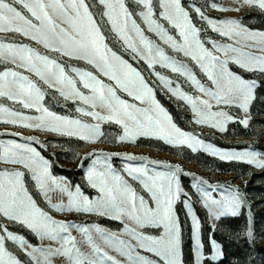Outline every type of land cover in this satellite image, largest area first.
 I'll return each instance as SVG.
<instances>
[{"label":"snow or ice","instance_id":"6c2138e0","mask_svg":"<svg viewBox=\"0 0 264 264\" xmlns=\"http://www.w3.org/2000/svg\"><path fill=\"white\" fill-rule=\"evenodd\" d=\"M234 2L241 7L256 6L264 10V0ZM98 4L99 12L94 13L91 9L95 5H90L87 0H0V34H3L0 35V64L4 65V69L0 70V98L40 113L29 116L0 105V123L54 131L78 137L86 143H95L102 135L100 122L114 121L123 129V135L118 137L117 142L134 141L141 136L157 137L169 144H187L193 152L199 146L222 160H242L264 168V162L257 159L259 154L256 152H221L176 127L172 118L157 103L154 90L142 73L108 46L105 27L124 51L131 53L133 59L143 61L149 69H153L152 74L168 92L190 105L197 124H209L221 132L234 117L223 110L213 111L214 104L216 107L235 106L247 112L255 87V82L246 81L231 72L228 65L234 63L247 71L264 73V33L253 32L236 19L214 22L205 16L200 7L192 5L191 11L198 14L201 20H206L220 36L233 41L231 44L213 42L209 49L199 38V29L182 0H158V12L154 0H134L135 8L132 10L126 0H98ZM212 7L218 11L239 10L216 3ZM97 14L99 20L96 19ZM137 18L142 24L138 23ZM142 25H146L147 32L154 33L159 42L146 35ZM171 30H175V37L170 34ZM7 36H20L34 42L37 47L14 40L5 42ZM161 43L194 62L210 81V86L202 84L187 63L167 54ZM40 48L45 52L42 53ZM58 57L85 61L95 72L73 68L74 77L68 74ZM156 65L184 77L202 95H187L181 91L179 83L173 87L172 79L155 72ZM102 77L113 83H105ZM41 82L47 88L57 90L65 100L78 101L87 106L77 107L76 111L92 117L97 123H82L78 119H69L49 111L42 105L45 93ZM119 92L126 93L145 106L122 99ZM239 122L248 126V119ZM24 139L27 142H0V165H5L0 168V219L21 224L41 240L47 239L56 246L33 247L23 236L3 225L0 226V264H22L7 249L6 241L23 250L31 258L32 264H53L56 257L61 258V264H122L109 254L108 249L125 257L128 264H157L139 255L137 249L153 253L163 264H182L180 228L173 207L182 194L179 165L164 164L166 171H157L148 166L156 165V161L134 155L124 157L128 161H147L141 166H124L127 176L147 194L146 199L128 179L113 169L109 160L116 154H97L93 151L85 157H96L87 172L88 183L98 193L93 199L84 195L79 186L72 190L69 185L52 177L48 160L32 146L40 141L36 137ZM97 165L102 167L98 168ZM29 174L37 191L52 210L94 214L120 221L123 223L122 234L134 240L135 244L120 239L117 233L98 224L80 225L55 219L38 206L25 186V178ZM205 183L199 181L193 187L203 196L204 206L211 216L219 220L225 215L239 214L244 201L238 187L228 189L220 199H215L200 186ZM52 192L66 195L67 201L53 203ZM183 195L186 197L187 193ZM185 207L192 215L187 200ZM192 219L194 250L199 264L204 258L199 222L194 215ZM147 227L162 231L158 236L146 235L141 229ZM73 230L80 239L72 235ZM247 235L252 237L251 230ZM212 245V259H216L221 254L219 245L215 241Z\"/></svg>","mask_w":264,"mask_h":264},{"label":"rangeland","instance_id":"374dc122","mask_svg":"<svg viewBox=\"0 0 264 264\" xmlns=\"http://www.w3.org/2000/svg\"><path fill=\"white\" fill-rule=\"evenodd\" d=\"M90 5H95L91 10L98 13L100 6L98 0H87ZM130 6V10L135 8L134 0H126ZM183 6L190 9L192 21L199 29V38L205 43L209 49L212 48V43L231 44L233 41L227 37H222L217 31H214L206 20H201L199 15L191 11L190 6L195 5L200 7L205 16L215 21L227 19L238 20L245 28L257 32L264 33V10L256 6L249 7L247 5L240 6L234 0H182ZM223 6L229 9L239 8L229 11H218L212 7V4ZM156 11H159L158 0H154ZM138 11V9H137ZM96 19L100 17L97 14ZM138 19V18H137ZM138 23L142 21L138 19ZM166 24V22H164ZM145 29V34L150 38L159 42V38L154 33L147 32V26L142 25ZM167 27H171L166 25ZM106 43L110 48L122 55L128 60L133 67L137 68L142 73L146 81L154 90V95L157 103L168 113L172 118V122L181 131L193 134L197 139L204 144H210L221 152H245L252 151L259 155L257 159L264 162V73L259 71H247L240 68L234 63H229V70L240 75L244 80L255 82L253 89V98L249 102L248 111L245 112L235 106L220 105L213 106V111L223 110L234 117L232 121L225 124V131L221 132L218 128H213L209 124H197L195 115L184 100L174 96L165 89L157 77L153 75V69H149L143 61L132 58L130 52L124 51L121 44L114 38V35L107 31ZM170 34L176 36L175 30H171ZM3 35V34H0ZM26 43L30 46L37 47L34 42L23 39L20 36H7L5 42ZM167 54L187 63L196 74L197 79L206 87L210 86V81L207 77L188 58L182 53L177 54L166 45ZM40 51L45 52L40 48ZM50 56H55L53 53H47ZM60 62L65 65L68 74L75 77L72 72L73 68L93 71L95 70L87 65L85 61L69 59L67 57H58ZM4 69V65L0 64V70ZM155 72L165 75L176 83L181 85V91L190 96H201L184 77L172 73L169 69L155 66ZM27 74V73H25ZM38 79V78H35ZM78 79V78H77ZM105 83H113L108 81L106 77H102ZM42 90L45 93L42 105L59 116H65L69 119H78L82 123L96 124L97 121L90 116L77 112V107L87 106L80 102L65 100L59 95L55 89H49L46 85L40 83ZM87 93V90H84ZM122 99L130 103L141 105L139 101H134L132 97H128L126 93H118ZM214 103V102H213ZM0 105L9 107L13 110L21 111L25 115L38 116L40 113L34 109H23L19 104L8 101L6 98H0ZM248 119V126L245 127L239 121ZM102 135L95 143H86L75 136H67L58 132L49 130H34L19 126L0 123V142H8L9 140L18 143L27 142L24 138L36 137L40 143H33L32 146L41 153V155L49 162V172L52 177L61 180L69 185L72 190L79 186L81 192L95 199L98 195L87 180V172L92 166V161L95 156H88L89 153L95 151L97 154L110 153L112 155L109 163L113 169L129 180V183L138 191L139 194H147L143 192L139 184L132 181L127 176L124 166L126 164L132 166H141L147 161H156V165H148L157 171H166L164 164L179 165L181 173L179 181L182 188V194L174 202V213L179 222L180 228V248L182 264H198L195 252L194 239V223L192 215L199 222V239L202 245L203 260L199 264H264V168L257 167L254 164H248L242 160H222L217 155H213L209 151H205L198 146L197 151L193 152L192 148L187 144H169L157 137H137L134 141L117 142L118 137L123 135V129L120 125L112 122H100ZM18 134V135H13ZM126 155H134L136 157H146L147 161L140 159L128 161L124 157ZM103 159V157H101ZM5 165H0V168ZM102 167V165H97ZM206 181L201 184L205 192L210 193L213 198L220 199L228 189L239 188L243 206L236 216L225 215L219 220H216L209 214L208 209L204 206V198L193 187L194 183ZM25 186L29 189L30 194L37 201L38 206L48 211L57 220H66L80 225L98 224L100 227L117 233L120 239H124L135 244L127 235H123V223L117 220H112L107 217H100L94 214L76 213V212H56L52 210L46 203L44 197L37 191L35 182L31 179V175L25 178ZM183 193H187L185 197ZM53 203H58L61 200L67 201L66 195H61L59 192L50 193ZM185 200L192 208V215H189L188 209L185 207ZM6 225L8 230L23 236L25 241L36 248L55 247L56 245L45 239L41 240L33 232L21 224L0 219V226ZM251 230L252 237L247 235ZM146 235L158 236L162 229L147 227L141 229ZM72 235L80 239L79 234L73 230ZM215 241L219 245L220 255L216 259H212L214 254L212 242ZM7 249L16 255L22 264H32L31 258L25 254L17 245L11 241H6ZM109 254L122 261V264H128L125 257L120 256L116 251L108 249ZM139 255L146 257L149 260H154L157 264H163L158 257L153 253L142 249H137ZM136 253H133L135 255ZM39 256V253H37ZM42 259V257H41ZM53 264H61V258H53Z\"/></svg>","mask_w":264,"mask_h":264}]
</instances>
